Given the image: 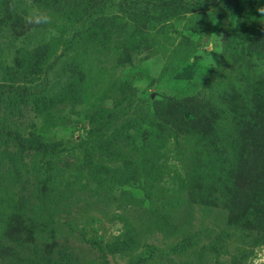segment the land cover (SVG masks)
Masks as SVG:
<instances>
[{"label": "rangeland", "instance_id": "1", "mask_svg": "<svg viewBox=\"0 0 264 264\" xmlns=\"http://www.w3.org/2000/svg\"><path fill=\"white\" fill-rule=\"evenodd\" d=\"M104 1L0 0V264H264V0Z\"/></svg>", "mask_w": 264, "mask_h": 264}, {"label": "trees", "instance_id": "2", "mask_svg": "<svg viewBox=\"0 0 264 264\" xmlns=\"http://www.w3.org/2000/svg\"><path fill=\"white\" fill-rule=\"evenodd\" d=\"M122 4L126 5V6H133V5H142V4H154V5H166L168 4V1L166 0H121ZM117 3V0H105L104 1V6H110V5H114ZM248 0H236V5H235V9L232 11V27H233V38L234 40H236L237 43H250L253 42L255 37L257 35H259L260 33H262V29H259L258 27V22H251L248 24H245L243 22L242 19V12L243 10L246 8V6H248ZM264 21V19H263ZM90 22V21H89ZM264 26V25H263ZM263 32H264V28H263ZM258 54L260 57H262L264 59V52L259 50ZM12 132V131H11ZM14 136L16 137L18 143L20 144V146H25L23 142L19 141V136L17 133H13ZM46 180L44 179L41 183L40 189L42 192H44V190L47 187L46 184ZM238 260V259H237ZM235 264H239L237 263V261H235Z\"/></svg>", "mask_w": 264, "mask_h": 264}, {"label": "clouds", "instance_id": "3", "mask_svg": "<svg viewBox=\"0 0 264 264\" xmlns=\"http://www.w3.org/2000/svg\"><path fill=\"white\" fill-rule=\"evenodd\" d=\"M261 13H264V8L258 9Z\"/></svg>", "mask_w": 264, "mask_h": 264}]
</instances>
